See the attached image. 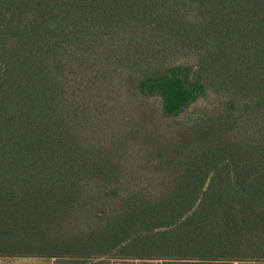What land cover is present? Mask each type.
Segmentation results:
<instances>
[{"label":"trees","instance_id":"trees-1","mask_svg":"<svg viewBox=\"0 0 264 264\" xmlns=\"http://www.w3.org/2000/svg\"><path fill=\"white\" fill-rule=\"evenodd\" d=\"M0 258L264 264V0H0Z\"/></svg>","mask_w":264,"mask_h":264},{"label":"rangeland","instance_id":"rangeland-1","mask_svg":"<svg viewBox=\"0 0 264 264\" xmlns=\"http://www.w3.org/2000/svg\"><path fill=\"white\" fill-rule=\"evenodd\" d=\"M106 262V261H105ZM0 264H53L49 259H39V258H0ZM94 264H104V263H94ZM106 264H158L157 262H139V261H130V262H115L107 261ZM255 264V263H252Z\"/></svg>","mask_w":264,"mask_h":264},{"label":"crops","instance_id":"crops-1","mask_svg":"<svg viewBox=\"0 0 264 264\" xmlns=\"http://www.w3.org/2000/svg\"><path fill=\"white\" fill-rule=\"evenodd\" d=\"M235 264H237V263H235Z\"/></svg>","mask_w":264,"mask_h":264}]
</instances>
